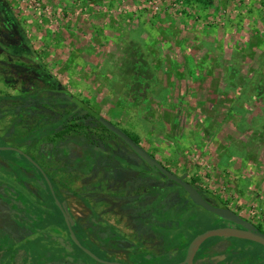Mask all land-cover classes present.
Instances as JSON below:
<instances>
[{"label": "rangeland", "instance_id": "rangeland-1", "mask_svg": "<svg viewBox=\"0 0 264 264\" xmlns=\"http://www.w3.org/2000/svg\"><path fill=\"white\" fill-rule=\"evenodd\" d=\"M2 1L41 65L5 52L4 44L14 47V36L0 23V61L12 69L0 73V133L15 123L17 136H23L36 127L39 115L55 113L19 98L45 87L34 71L43 65L64 90L136 137L171 169L189 173L231 210L264 223V0ZM21 109L26 112L17 123ZM108 141L113 149L115 141ZM39 142L32 151H40ZM0 156L23 178L16 171L18 164L29 168L25 160L10 151ZM77 183L78 188L90 181ZM53 191L59 196L54 185ZM39 193L44 199L46 193ZM17 194L22 200L23 193ZM33 194L27 208L37 219L30 225H48L46 235L22 239L24 261L100 264L70 248L66 230L56 227L60 212L49 193L47 207ZM68 202L75 216L86 214L80 203ZM193 208L199 227H208L212 215ZM66 258L75 262H53Z\"/></svg>", "mask_w": 264, "mask_h": 264}, {"label": "flooded vegetation", "instance_id": "flooded-vegetation-1", "mask_svg": "<svg viewBox=\"0 0 264 264\" xmlns=\"http://www.w3.org/2000/svg\"><path fill=\"white\" fill-rule=\"evenodd\" d=\"M63 91L68 94L66 98L69 99L71 96L76 100L73 105L59 104L52 109L46 105V100L43 105L25 102L22 98L26 95H36L40 99H46L47 94L50 93L47 88H38L32 93L20 96V100L25 105H36L42 109H51L55 113L51 116L39 115L36 127L23 136H17L15 123L10 126L6 134L0 133V143L3 144L0 148H11L0 151L15 153L29 165V168L17 165L19 170L16 172H20L23 177L20 178L16 173H12L11 169L6 168L8 164L0 156V178L7 180L6 182L0 180V264H27L23 259L25 251L22 248V239L29 235L30 238L34 236L32 237L34 239L37 233L42 234L47 231L46 222L45 226L40 228L30 225L31 220H36L37 217L30 214L27 208L33 202L31 198L33 192L40 196L42 205L47 207L46 197L50 193L47 180L52 189L53 185L57 188L59 196L55 193L54 195L67 215L80 245L97 258L99 256L94 250L119 261L113 260L115 263L158 264L159 259L171 258L169 264H180L185 260L190 242L200 234L221 228L244 230L242 226L223 220L210 212L212 216L207 222L208 227L204 228L206 223L199 227V223L195 221L197 217L193 213V207L206 210L193 204L183 187L168 179L160 171L149 167L127 144L107 130L77 102L96 112L94 109L69 91L64 89ZM64 107L74 110L73 115H67V124L73 123L77 126L70 128L68 134L82 137V140L64 139L62 135L66 124L63 120ZM11 111L15 113L17 109L14 107ZM25 112L24 109L19 110V116L14 121L18 123L23 116L22 113ZM95 127H98V130ZM37 130L39 131L36 132ZM121 130L129 136L124 129ZM58 133L61 135L56 136L55 134ZM129 137L166 170L194 187L207 203L219 208H229L210 195L207 190L198 187L189 173L176 172L142 146L136 137L135 139ZM109 138L115 141L113 149L108 146ZM38 142L43 143V147L40 151H32L34 144ZM88 147L92 150L91 157L83 156V151ZM80 159H83V163L79 161ZM84 164L86 166H83ZM79 178L90 183H83L77 188L74 184H78ZM42 190L46 193L44 199L40 193L38 195ZM17 191L23 193L22 200ZM50 196L56 205L51 194ZM67 198L74 199L76 204L80 203L79 209H85L86 214L75 216ZM57 209L63 224L60 222L56 227L59 230L63 228L66 230L70 248L75 247L85 254L72 241L63 215L58 207ZM234 212L251 224L257 232L264 234L262 221L251 220ZM12 236L13 239L10 240ZM253 246L260 250L257 252L247 250L253 249ZM63 262H75V260L66 259ZM35 264L47 263L40 260ZM192 264H264V246L247 239L213 236L200 244Z\"/></svg>", "mask_w": 264, "mask_h": 264}, {"label": "water", "instance_id": "water-1", "mask_svg": "<svg viewBox=\"0 0 264 264\" xmlns=\"http://www.w3.org/2000/svg\"><path fill=\"white\" fill-rule=\"evenodd\" d=\"M189 1H200V0H189ZM80 105L84 106L86 111L92 115L93 117L96 118L98 122H100L107 130L112 132L114 135L119 137L125 144L128 145V147L140 158L142 159L149 167L156 169L160 171L162 174H164L168 179L176 182L179 184L183 189L188 193L189 198L193 202V204L203 208L204 210L217 215L219 218L227 221L234 222L235 224H238L244 228V230H235V229H229V228H221V229H213L206 231L199 236L195 237L189 244L188 249H187V254L185 257V260L180 263V264H192V259L194 257L195 252L197 251L198 247L200 244L206 240L207 238L213 237V236H222V237H236L240 239H247L256 243H259L260 245L264 246V234L257 232L255 228L242 220L238 214H236L234 211H232L229 208H219L215 207L209 203H207L201 195L192 187L190 184L186 183L183 181L182 178L177 177L176 175L172 174L168 170H166L156 159L152 158L141 146L136 144L126 133H124L121 129L113 125L111 122L108 120L104 119L102 116L97 114L96 112L92 111L90 108L82 104L81 102H77ZM11 148H5L2 147L0 150H8ZM48 187H49V192L52 195V197L55 200V203L57 207L60 209L64 221L66 223L67 229L69 231V234L71 236L72 241L74 242L75 245H77L86 255H88L90 258H92L95 261H98L103 264H121V263H115V262H107L103 261L99 258H97L92 252L89 250L85 249L80 245L78 240L76 239L69 219L65 212L62 210L60 203L56 199L54 195V191L52 189V186L50 182L47 180Z\"/></svg>", "mask_w": 264, "mask_h": 264}, {"label": "trees", "instance_id": "trees-1", "mask_svg": "<svg viewBox=\"0 0 264 264\" xmlns=\"http://www.w3.org/2000/svg\"><path fill=\"white\" fill-rule=\"evenodd\" d=\"M172 1L189 2V0H172ZM201 1H203L205 4H210L213 0H201ZM0 23L3 25L4 29H6L7 33L11 34V36L12 35L14 36V47H13V45L10 46L8 44H4L3 46H5V47H3V49L5 50V52L7 54L15 55L18 58L25 56L27 58V60L29 61V63L35 62L37 60L39 62L38 55L35 53L28 36H26V34L22 31L21 27L17 23V19H15V16L12 14L10 8L2 0H0ZM12 27L15 28V30L12 31L11 30ZM0 46H1V44H0ZM12 47L16 50L11 52L7 49V48L12 49ZM39 64H40V62H39ZM27 67H29L31 69V66L28 65ZM27 67L26 68L24 67V69H27ZM11 70L12 69H11L10 64L8 65V64L4 63L3 61H0V73H5L7 71L10 72ZM34 71H36L37 75H38V77H35V78H37V80L41 83L45 82L44 83L45 87H43V88H47V90L50 92V95L46 99H43V98L40 99L36 95H26V96L22 97L25 102H31V103L36 102V103H40V104L42 103L44 105L45 103H43V102H44V100H46L47 101L46 105L49 107H52V109L55 107V105H59V104H63V105H67V104L73 105L74 104V102L76 100L71 96L69 99L66 98L68 94L63 92V88L61 87L60 83L55 79V77L43 65L41 66L40 69H38L36 67V69H34ZM41 79H42V81H41ZM33 87H35V86L33 85ZM61 94H64V96H62ZM73 111L74 110L71 108L64 107V111H63L64 112V115H63L64 122H66L68 120V116H67L68 114L73 115ZM67 123L68 122H66V124L64 125L65 130L62 133V135L64 136V139L82 140V137H79V136L73 135V134H68V131L70 130V128H77V126L73 123L71 125H69ZM38 131L39 130H37L36 132H38ZM26 135H30V134H26ZM55 135L60 136L61 133H58ZM89 148L90 147L86 148L83 151V156H88V155H90V157L92 156V154H91L92 150ZM82 160L83 159H80L79 161L81 163H83ZM83 166H86V165L84 164ZM49 195H50V193H49ZM54 206L57 209L55 204H54ZM59 222H61V223L63 222L61 217H59ZM66 259L59 260V261H65Z\"/></svg>", "mask_w": 264, "mask_h": 264}, {"label": "built area", "instance_id": "built-area-1", "mask_svg": "<svg viewBox=\"0 0 264 264\" xmlns=\"http://www.w3.org/2000/svg\"><path fill=\"white\" fill-rule=\"evenodd\" d=\"M174 2V1H173Z\"/></svg>", "mask_w": 264, "mask_h": 264}]
</instances>
